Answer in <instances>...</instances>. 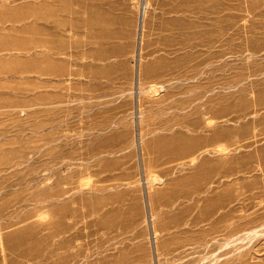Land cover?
Instances as JSON below:
<instances>
[{
  "label": "rangeland",
  "instance_id": "rangeland-1",
  "mask_svg": "<svg viewBox=\"0 0 264 264\" xmlns=\"http://www.w3.org/2000/svg\"><path fill=\"white\" fill-rule=\"evenodd\" d=\"M0 264H264V0H0Z\"/></svg>",
  "mask_w": 264,
  "mask_h": 264
}]
</instances>
